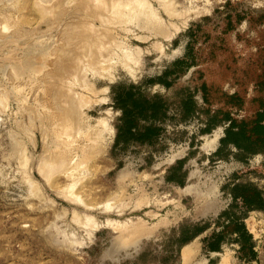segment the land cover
<instances>
[{"label":"rangeland","instance_id":"374dc122","mask_svg":"<svg viewBox=\"0 0 264 264\" xmlns=\"http://www.w3.org/2000/svg\"><path fill=\"white\" fill-rule=\"evenodd\" d=\"M263 67L264 0H0V264H264V147L198 89L250 105Z\"/></svg>","mask_w":264,"mask_h":264},{"label":"trees","instance_id":"16d2710c","mask_svg":"<svg viewBox=\"0 0 264 264\" xmlns=\"http://www.w3.org/2000/svg\"><path fill=\"white\" fill-rule=\"evenodd\" d=\"M207 63L208 60L203 61ZM183 63L186 68L192 67L194 65H199L196 63L191 57L188 59L184 56L181 59H177L173 64ZM253 84L257 87L255 91V95L250 100V105H245L243 97L240 95L238 91H235L231 94H228L222 90V87L214 82H209L206 79H203L199 85V91L201 92V97L204 103L211 104L214 102L222 103V109L225 110V116L223 119L228 123L225 128V135L221 138V146H225L228 144L233 145L237 151L242 152V150L249 151L251 153H255L259 151L261 147H264V67L262 68L260 73H257V77L252 80ZM188 102L191 101V96L188 98ZM243 113L240 118L234 117L233 113ZM136 113V110L132 109L127 111L123 109V123L119 124L117 127L116 133V142L117 143L120 137L123 134H129L130 137H134L139 131L135 128L136 121L135 118L129 121V117L133 116ZM158 115V114H156ZM154 113L151 116L152 120H157L159 117H156ZM144 117V115L142 114ZM146 117V116H145ZM146 136H153V133L147 132ZM219 147V148H220ZM235 194V198H236ZM241 199L244 201V204L248 205L251 208L255 206L252 202L257 199L260 203V206L264 204L263 199L261 198L258 190H248L243 195H241ZM231 223L234 227L238 229L233 230L235 236L240 237L241 235H245L246 240L242 243L238 242V255L246 260L255 259L257 257V253L254 250V242L252 240V235L246 229L245 223L241 220L232 219ZM196 234L192 235L190 238H186L187 240L195 237Z\"/></svg>","mask_w":264,"mask_h":264},{"label":"bare ground","instance_id":"6f19581e","mask_svg":"<svg viewBox=\"0 0 264 264\" xmlns=\"http://www.w3.org/2000/svg\"><path fill=\"white\" fill-rule=\"evenodd\" d=\"M1 37H2V36H1ZM73 102H74V101H73ZM74 104H75V102H74ZM74 104L72 105V102H71V105H72L73 107L75 106ZM72 106H71V108H72ZM69 107H70V106H69ZM69 107H68V108H69ZM76 108H77V107H76ZM76 108L74 107L73 110L76 111ZM65 110H66V109H65ZM73 110L70 111V109H69V111H70V115H71V112H72V114L74 113ZM69 111L67 112L68 114H69ZM62 113H63V112H62ZM63 114H64V113H63ZM63 152L66 153V151H63ZM65 153H62V155L59 154V156H64ZM54 154L56 155L57 153H54ZM54 154H53V155H54ZM66 154H67V153H66ZM59 156H58V157H59ZM65 156H66V155H65ZM65 156L62 157V158L65 159V158H66ZM67 156H68V155H67ZM55 157H56V156H55ZM70 157H71V156H70ZM62 158H58V159L60 160V159H62ZM68 159H70V158H68ZM54 160H57V159H54ZM71 160H72V158H71ZM64 161H65V160H64ZM55 162H56V161H55ZM62 162H63V160H62ZM50 163H53V162H50ZM53 164H54V163H53ZM55 165H57V164H55ZM55 165H54V166H55ZM60 165H61V164H60ZM49 167H50V164H49ZM55 167H56V166H55ZM57 167H59V166H57ZM54 171H55V170H54ZM58 171H59V170H58ZM46 173H48V172H46ZM48 176H49V175H48ZM44 178H45V177H44ZM183 248H184V249H183L182 252L185 253L186 255H188V254L190 255L189 249H186L185 247H183ZM187 252H188V253H187ZM183 253H182V254H183ZM185 254H184V255H185ZM183 257H184V256H183ZM188 257H189V256H188ZM186 259H187V258H186ZM184 262H185V261H184Z\"/></svg>","mask_w":264,"mask_h":264},{"label":"crops","instance_id":"0c3cea01","mask_svg":"<svg viewBox=\"0 0 264 264\" xmlns=\"http://www.w3.org/2000/svg\"><path fill=\"white\" fill-rule=\"evenodd\" d=\"M237 248H238V246H237Z\"/></svg>","mask_w":264,"mask_h":264}]
</instances>
